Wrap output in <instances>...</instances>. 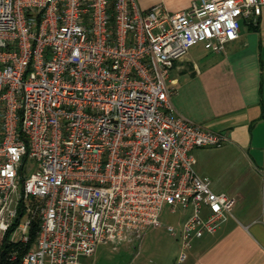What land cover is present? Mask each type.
I'll return each instance as SVG.
<instances>
[{
    "label": "built area",
    "instance_id": "1",
    "mask_svg": "<svg viewBox=\"0 0 264 264\" xmlns=\"http://www.w3.org/2000/svg\"><path fill=\"white\" fill-rule=\"evenodd\" d=\"M263 5L0 0V219L17 217L22 185L27 216L14 242L29 243L39 220L34 246L11 264H82L101 242L162 225L165 204L190 211L181 261L218 230L236 199L213 190L193 150L229 137L178 113L169 78L194 44L222 51L242 19L259 24Z\"/></svg>",
    "mask_w": 264,
    "mask_h": 264
},
{
    "label": "crops",
    "instance_id": "2",
    "mask_svg": "<svg viewBox=\"0 0 264 264\" xmlns=\"http://www.w3.org/2000/svg\"><path fill=\"white\" fill-rule=\"evenodd\" d=\"M194 1L137 0L144 10L162 3L171 12ZM169 84L177 87L172 100L178 113L228 135L222 146L197 147L193 153L213 190L236 199L218 230L195 238L181 264H264V5L259 24L242 19L240 36L224 50L194 44L175 61ZM185 220H178V229L173 223L152 227L145 239L160 238L162 226L181 238ZM133 241L126 236L119 244Z\"/></svg>",
    "mask_w": 264,
    "mask_h": 264
},
{
    "label": "rangeland",
    "instance_id": "3",
    "mask_svg": "<svg viewBox=\"0 0 264 264\" xmlns=\"http://www.w3.org/2000/svg\"><path fill=\"white\" fill-rule=\"evenodd\" d=\"M28 201L34 200L28 199ZM14 203L18 207L17 217L11 220L8 227H5L4 220L0 219V259L2 253L7 248H10L9 245L17 243L14 242L15 239L16 241H20L23 234L19 225L26 219L27 215L24 208L25 198L23 197L22 185L18 189V196H16ZM187 213L190 214V211L186 212L182 208L173 212L171 205L165 204L160 215L162 225L173 223L178 229V220L187 219L186 217L189 216V214L187 216ZM36 221L39 223L37 218ZM11 227H14V229L9 232ZM158 230L162 233V236L158 239L150 234L147 240L145 239V235L142 239H135L136 241L130 243L119 244L121 241L117 244L110 241L101 242L92 255L83 256L82 264H181L180 256L183 251L182 238L180 236L178 238L172 236L165 226L158 228ZM14 251H16V255L18 254L15 249L9 253L11 257ZM185 251L188 254L190 248ZM177 256H179L178 260H176Z\"/></svg>",
    "mask_w": 264,
    "mask_h": 264
},
{
    "label": "trees",
    "instance_id": "4",
    "mask_svg": "<svg viewBox=\"0 0 264 264\" xmlns=\"http://www.w3.org/2000/svg\"><path fill=\"white\" fill-rule=\"evenodd\" d=\"M39 228V223L37 221L34 222L32 228H31V241L29 243H11L10 248L6 249V254L5 252L2 253L1 259H0V264H10L11 262L18 263L23 255L32 248L33 243L35 241L37 229ZM14 229V227H11L9 232H11ZM17 250V258L16 260L10 259L11 254H9L13 250Z\"/></svg>",
    "mask_w": 264,
    "mask_h": 264
}]
</instances>
